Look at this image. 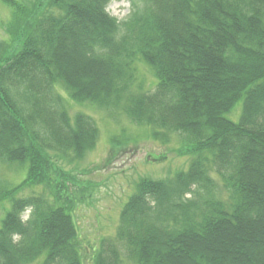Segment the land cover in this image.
<instances>
[{"label":"trees","instance_id":"1","mask_svg":"<svg viewBox=\"0 0 264 264\" xmlns=\"http://www.w3.org/2000/svg\"><path fill=\"white\" fill-rule=\"evenodd\" d=\"M1 1L24 43L0 58V163L28 168L17 187L0 182V204L11 205L0 264H85L74 218L85 192L75 196L78 183L52 154L83 160L99 130L85 115L72 124L60 90L180 138L177 153L193 157L171 180H140L115 237L91 248L93 264H264V0H128L121 22L107 12L111 0H39L32 11ZM139 61L155 72L150 93ZM209 167L229 202L186 201L193 186L211 195ZM35 187L43 191L15 198Z\"/></svg>","mask_w":264,"mask_h":264},{"label":"rangeland","instance_id":"2","mask_svg":"<svg viewBox=\"0 0 264 264\" xmlns=\"http://www.w3.org/2000/svg\"><path fill=\"white\" fill-rule=\"evenodd\" d=\"M18 1L29 11L34 8L38 10L36 3L39 0ZM107 12L112 18L121 22L128 18L132 8L128 0H111ZM15 26H13V10L0 0V58L15 54L24 43L23 26L19 28ZM136 66L138 69L136 78L139 84L143 85V92L150 93L156 86L155 72L141 61L137 62ZM60 94L72 124L78 115H85L92 119L99 130L95 148L88 151L83 160L72 152H69L68 156L59 157L52 154L53 159L58 161L66 172L71 173L78 183L73 189L75 196L79 192H85L86 199L83 203L76 204L74 218L84 247V262L93 264L95 254L91 248L98 247L105 238L115 237L121 211L135 193L140 180L143 178L171 180L177 174L188 171L193 157L177 153L181 146L178 137L168 141L160 130L158 131L160 136H156L152 127L136 125L125 114L113 120L97 106L78 104L68 96V93L61 90ZM242 112L243 104L240 102L229 118L238 122L243 115ZM27 168V165L9 166L0 163V182L11 189L17 187L25 179ZM203 179L205 182L212 181L211 195L208 196L207 190L201 189L199 192L202 191L203 198L200 199V195L193 194L197 189L193 186L192 192L185 196L186 201L201 203L203 199L210 200L213 195L216 202H229L231 193L226 190L224 181L216 174L215 169L209 167ZM33 191L40 193L43 187L22 191L15 198L30 197ZM10 207L11 205L6 201L0 204V226L5 211ZM31 213V208L24 212L22 217L24 222L30 219ZM15 240L18 241L19 238L15 237ZM124 264L131 263L125 261Z\"/></svg>","mask_w":264,"mask_h":264}]
</instances>
